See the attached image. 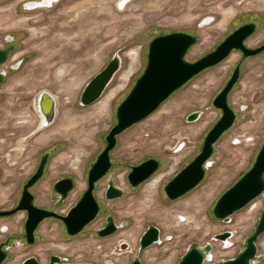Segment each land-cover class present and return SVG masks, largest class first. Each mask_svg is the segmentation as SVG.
<instances>
[{
    "label": "rangeland",
    "instance_id": "1",
    "mask_svg": "<svg viewBox=\"0 0 264 264\" xmlns=\"http://www.w3.org/2000/svg\"><path fill=\"white\" fill-rule=\"evenodd\" d=\"M25 1L0 0V48L11 44L8 59L0 64V70L6 72L0 85V150L18 153L52 147L57 150L52 154V163L62 160L59 168L63 173H71L77 163L85 169L103 147L104 136L116 121V106L145 67L148 42L155 34H195L197 40L185 55L195 60L214 49L247 16L257 20V30L248 42L264 41V0H131L121 9L117 8V0H58L51 7L29 10L22 7ZM207 19L211 20L205 22ZM9 36L11 41L7 40ZM114 52L122 58L119 71L98 100L80 105L84 84ZM237 60L239 54L232 52L119 134L112 152L115 158L129 164L149 156L165 157L163 169L172 173L179 160L199 152L217 116V111L209 108L211 99ZM18 61L19 66L11 68ZM242 65L241 77L229 95L239 115L214 144V164L196 187L167 202L153 179L135 189L128 188L127 195L112 206L118 219L129 222L117 234L98 238L87 229L62 238L59 223L49 221L41 228L43 237L27 251H13L7 264H18L25 253L42 259L49 253L67 255L71 264H128L137 255L138 238L149 224L160 227L162 241L139 254L143 264H178L191 242L202 244L223 229H235L233 245L224 249L219 241H213L214 260L236 255L264 207L262 193L235 211L228 223L212 215L218 197L251 166L264 138V51ZM42 90L56 97L58 113L52 125L39 129L36 100ZM109 93L112 95L100 108ZM195 109H203L202 116L191 122L184 120ZM13 134L26 138L12 142ZM178 145L182 147L178 149ZM10 157L5 167L16 160L14 154ZM3 172L1 206L19 184L18 175ZM121 239L127 240L131 248L119 250L116 245ZM257 245L264 253V232ZM257 264H264V259Z\"/></svg>",
    "mask_w": 264,
    "mask_h": 264
},
{
    "label": "water",
    "instance_id": "2",
    "mask_svg": "<svg viewBox=\"0 0 264 264\" xmlns=\"http://www.w3.org/2000/svg\"><path fill=\"white\" fill-rule=\"evenodd\" d=\"M58 0H27L23 3L24 9H35L51 7ZM128 0H119L117 8H120ZM208 20V19H207ZM210 20V19H209ZM255 24L248 22L235 28L224 37L213 50L205 53L195 60H188L185 55L197 40V37L184 31H172L155 35L150 39L147 46L146 64L141 74L135 79L128 94L116 107V122L105 136L106 145L97 156L88 173L89 186L83 193L79 202L63 218L70 234L81 230L85 223L90 221L98 211V205L92 195L93 182L98 179L110 166L109 151L114 147L116 135L149 115L158 105L166 99L174 90L186 83L194 75L205 68L211 67L223 60L232 49H240L243 56L256 54L264 49V44L251 49L243 44V40L254 30ZM8 41L12 40L9 36ZM11 46L0 48V64L4 63L9 56ZM20 61L11 68H17ZM122 58L118 52H114L105 66L95 73L83 86L79 95L80 105H89L99 99L106 87L109 85L115 74L119 71ZM6 72L0 70V83L3 81ZM238 77V67L235 68L225 86L215 96L213 105L222 109L220 119L207 132L201 151L195 158L181 169L165 186L164 190L169 199H174L195 187L203 178L205 168L210 164L207 160L212 152V145L232 123L234 119L233 110L227 105V93ZM56 97L48 90L39 92L36 100V108L42 119L39 129L50 125L56 115ZM200 112H192L188 121H195L199 118ZM45 157L41 159L37 171L31 176L24 186L23 196L17 207L11 211L1 212L8 214L15 210H29V218L25 224L28 234L34 229L39 220L46 216H57L52 211L36 208L31 203V196L26 188L31 185L42 172ZM158 162L155 159H148L139 165L133 166L129 175L133 184L147 177L156 167ZM135 179V181H133ZM65 184V186H64ZM63 187H71V179H61L55 184V190ZM112 186L110 185V188ZM66 188L64 190L68 191ZM264 193V140L255 156L250 168L245 171L230 187H228L216 200L212 215L228 223L231 215L246 206L252 199ZM117 194H113L116 196ZM108 198L111 197L107 194ZM114 230V225L107 224L105 231L99 230V235H105ZM264 232V207L253 231L245 238L240 245L236 255L215 261L213 241L222 243V247L232 246L231 238L235 229H223L214 233L210 240L200 244L190 243L178 264H257L264 259V253L259 252L257 240ZM160 229L157 225L151 224L142 232L138 240L137 255L128 264H143L139 256L147 247L160 242ZM170 236H167L169 238ZM30 241V240H29ZM128 244L123 242L119 248L126 249ZM5 253L0 249V261ZM66 258L52 256L49 263H42L35 258H27L21 264H67ZM87 264H97L88 262Z\"/></svg>",
    "mask_w": 264,
    "mask_h": 264
},
{
    "label": "flooded vegetation",
    "instance_id": "3",
    "mask_svg": "<svg viewBox=\"0 0 264 264\" xmlns=\"http://www.w3.org/2000/svg\"><path fill=\"white\" fill-rule=\"evenodd\" d=\"M248 22H253L255 24V27H254L253 32L243 40V44L246 47H248V48L254 49V48H257V47L261 46L262 44H264V41H261V42L255 43V44H250V42H248L249 39L252 37V35L257 30V20L250 19L249 17L246 16L245 18L242 19V22L237 24L230 32H232L235 28L239 27L240 25L248 23ZM230 32H228L226 35H228ZM159 34H162V33H159ZM190 34L196 36L193 33H190ZM155 35H158V34H155ZM7 46H11V44H9ZM7 46H5V47H7ZM189 49H190V47H189ZM211 50H213V49H211ZM263 51H264V49H262L261 51H259L256 54L243 56V52L240 49H232L230 51V53L224 58V59H226L232 52L233 53L236 52V53L239 54V60H237L235 62L232 70L230 71V74H229L227 80L225 81V83L222 85V87L216 92V94L211 99V104L209 105V108H214L217 111V116L214 118L213 122L211 123L210 128L206 131V133H205V135L203 137V140H202V146H203L204 138H205L207 132L212 128V126L217 122V120L221 118V116L223 114V111H222L221 108L216 107V106L213 105V100H214L215 96L225 86L226 82L228 81V79L230 78V76L232 75V73H233V71L235 70L236 67H238V77H237V80L235 81V83L241 77L242 69H243V65H242L243 62L245 60H247L248 58H250V57H254V56L260 54ZM223 60H221V61H223ZM215 65H213V66H215ZM208 68H210V67H208ZM208 68H205L204 70H206ZM204 70H202L201 72H203ZM201 72H199V73H201ZM198 74H196V75H198ZM196 75H194L192 78H194ZM192 78H190L188 81H190ZM2 82L0 83V85L2 84ZM235 83L233 84L231 89L228 91L227 98H226L227 105L234 112V119H233L231 125L225 131H223L219 135V137L216 139V141L213 143L212 152H211L210 156L207 159V160L210 161V164L205 168L203 177L207 173V169L209 167H212L213 164H214V161L211 159V156L214 153V144L217 142V140H219L223 136V134L226 131H228L232 127V125H234V123L237 120V117L239 115V112H238L239 110L234 108L232 106V104L230 103V100H229V95H230ZM132 85L127 90V92L122 97V99H124V97L128 94V92L130 91ZM182 86H180L179 88H181ZM179 88H177V89H179ZM176 90H174L172 93H174ZM166 99H164L162 102H164ZM162 102L158 106H160L162 104ZM244 107H246V105H244L243 108ZM195 111H199L200 112L199 117L202 116L203 109H195V110H192V111L188 112L187 115L185 116L184 120L188 121L187 117L192 112H195ZM55 117H56V115H55ZM143 119H141V120H143ZM54 120H56V119H54ZM189 122H191V121H189ZM133 124H135V123H133ZM128 128H130V126ZM128 128L124 129L119 134L123 133ZM119 134L116 135V141H115L114 147L109 151L110 166L108 167V169L105 171L104 174H102L98 179H96L93 182L92 195H93V197H94V199H95V201H96V203L98 205V211L96 212L95 216L90 221H88L87 223L84 224V226L81 228L80 231H78L76 233H73V234H70L68 232L67 225L64 222L62 217L66 216L68 214V212L79 202V200L81 199L83 193L88 188V186H89V183H88L89 169L92 166V164L96 161L97 156L99 155L101 150L106 145V141H105L106 134L104 136V145H103V147L101 148V150H99L96 153L95 157L91 160L89 166L88 167L86 166L85 169H83V168L80 169V167H79V165L77 163V166L73 167L71 173H63L60 170L59 166L62 163V160H60L61 162L60 161L59 162L56 161L55 164L52 163V154H53V152L56 153V151H57V150H53L52 147H50V148L47 147L44 150H39V151L31 150V149H24V150H22V151H20L18 153L16 152L17 155H16L15 151L10 152V151H7L6 149L0 150V172L4 171L3 175L12 174V175H18V177H19L18 178L19 179V184L17 185V188H16L14 194L10 193L9 195L6 196V198H4L5 199L4 202L5 201L7 202L4 206H1L2 203L0 202V213L1 212L11 211V210H13V209H15L17 207V205L19 204V202L22 199L24 186L26 185L27 181L31 178V176L37 171V169L39 167V164L41 162V159L43 157H45V162H44V165H43V168H42L41 175L31 185H29L26 188V190L31 196V203H32V205L34 207L39 208V209H44V210H47V211H52V212H54L57 215V216L51 215V216L43 217L41 220H39L37 222V224L35 225L34 229L31 231V234H28L26 232V230H25V224H26V222H27V220L29 218V215H30L29 210L20 209V210L12 211L11 213H8V214H0V249L5 253L3 259L0 261V264H7L9 261H11V256H12L11 253L13 251L26 250L30 246H33L34 244H36L37 241L40 238L43 237V235H41L42 226L44 224H48L49 221H57L59 223L57 228H59L58 232H59V234L61 235L62 238L65 235L66 236H70V237L76 236V235H78L80 233H83L87 229H91V236L98 237V238L111 237V236L117 234L121 229L125 228L128 225L129 222L125 218L118 219L116 211L112 210V206L116 203V201L120 200L125 195H127L128 188L135 189V188L141 186L142 184L146 183L148 180H152L153 179V181L154 180L156 181L158 187L161 190L164 202L176 200L179 197L185 195L186 193H188L190 191V190L187 191L186 193L180 195L177 198L169 199L167 197L166 193H165L164 188H165L166 184L181 169H183L188 163H190L195 158V156L201 151L202 146H201L200 151L197 152L195 155H192V156L189 155V156L184 157V159L182 158V160H179L178 167L176 168V170L174 169L172 171V173H171L170 171H167V172L164 171L166 169L168 170V168L163 169V165L165 164V161H166V164H167V158H165V157L149 156L147 158H144V159L140 160L139 162L129 163V164H128V161H126L125 159L120 160V159L115 158V156L113 155L112 152H113V149L117 145L118 135ZM10 138H11L12 142H15L19 138H26V135H21V134L14 135L13 134V136L10 137ZM7 139H9V137ZM249 139H251V137H249ZM263 140H264V138H263ZM263 140H262V142H263ZM262 142H261V144H262ZM181 147L182 146L178 145V149L181 148ZM12 154L15 155L16 160L13 162V164L10 165L9 168L5 167V165H4L5 162H7V160L9 158H11L10 156H12ZM5 159H6V161H5ZM148 159H155L158 162L157 167L147 177H145L144 179L139 181L137 184H133L132 181L130 180V177H129V175H130V173L132 171V167L136 166V165H139L140 163H142V162H144V161H146ZM251 165H252V163H251ZM249 168L250 167H248L245 171H247ZM7 170H9V172L5 173V171H7ZM244 172H242L241 175ZM65 178L71 179V187H69V188L68 187H64L65 189L68 188L69 190L65 191V193H64L65 189H63V187H61L60 190L56 191L55 190L56 182H58L61 179H65ZM133 181H135V179ZM110 185L112 186L111 188H110ZM64 186H65V184H64ZM107 194L109 196H111V197L108 198ZM113 194H117V195L113 196ZM15 222L17 223L16 230H15ZM111 223L114 225V230L112 232H110L108 234H105V235H99L98 234L99 230L105 231L107 224L111 225ZM149 225H151V224H149ZM149 225H147V226H149ZM147 226H146V228H147ZM53 229H55V228H53ZM159 229H160V227H159ZM160 234H161V229H160ZM138 240H139V238H138ZM123 242H126L128 244V247L126 249H123V250H128V249L131 248V245H130V243L127 240H124V239L122 240L121 239V240H119L117 242V245H116L119 250H122L121 248H119V245L121 243H123ZM193 242H196V241H193ZM193 242H191V243H193ZM138 245H139V243H138ZM138 245H137L136 251L138 249ZM52 256H56V257H59L61 259L62 258H66L65 262L67 264H71V261H70L71 258L69 256L61 255V254H57V253H49L46 256L45 259H42V258L38 257V255H34V254H31V253H25V255L23 256V258L20 259L18 264H21L22 261L27 259V258H35L39 262L49 263L50 258Z\"/></svg>",
    "mask_w": 264,
    "mask_h": 264
},
{
    "label": "bare ground",
    "instance_id": "4",
    "mask_svg": "<svg viewBox=\"0 0 264 264\" xmlns=\"http://www.w3.org/2000/svg\"><path fill=\"white\" fill-rule=\"evenodd\" d=\"M91 1V0H90ZM119 0H117V2H118ZM131 0H128L124 5H123V8L126 6V4L128 3V2H130ZM117 2H116V4H117ZM57 6V5H56ZM55 6V7H56ZM35 9H38V8H35ZM212 14V13H211ZM86 15V14H85ZM83 16H84V14H83ZM211 20V19H210ZM209 21V19L207 20V21H205V22H208ZM224 39V38H223ZM185 58H186V56H185ZM182 86V85H181ZM179 88V87H178ZM112 95V94H111ZM110 93L107 95V97L104 99V100H102L101 101V104L99 105V107L101 108L102 106H105V104L107 103V100H109L108 98H110ZM79 100V99H78ZM98 100V99H97ZM98 108V107H97ZM37 109V108H36ZM55 110H56V117H55V119L57 118V113H58V109H57V105H56V107H55ZM37 112H38V110H37ZM39 113V112H38ZM39 116H40V120H39V124H40V122H41V119H42V116H41V114L39 113ZM55 121V120H54ZM53 121V122H54ZM52 122V123H53ZM52 123L50 124V125H52ZM39 124H38V126H39ZM50 125H48L47 127H49ZM38 126H37V128H38ZM47 127H45V128H47ZM54 131V130H53ZM40 132V131H39ZM48 133V132H47ZM51 134V133H50ZM55 135H56V133H54ZM48 136H51V135H49L48 134ZM47 136V137H48ZM52 137V136H51ZM41 138H43V137H41ZM25 139V138H24ZM47 139V138H46ZM259 196V195H258ZM193 199V198H192ZM191 199V200H192ZM255 199V198H254ZM253 200V199H252ZM195 202V201H194ZM189 203H190V201H189ZM233 215V214H232ZM231 240H232V238H231ZM162 240H161V236H160V242H161ZM160 242H158V243H160ZM221 243V242H220ZM154 244H156V243H154ZM153 245V244H152ZM233 245V244H232ZM221 246H222V243H221ZM229 247H231V246H229ZM229 247H226V248H224V249H227V248H229ZM223 248V247H222ZM141 253V252H140Z\"/></svg>",
    "mask_w": 264,
    "mask_h": 264
},
{
    "label": "crops",
    "instance_id": "5",
    "mask_svg": "<svg viewBox=\"0 0 264 264\" xmlns=\"http://www.w3.org/2000/svg\"><path fill=\"white\" fill-rule=\"evenodd\" d=\"M45 135H47V133L45 132Z\"/></svg>",
    "mask_w": 264,
    "mask_h": 264
}]
</instances>
